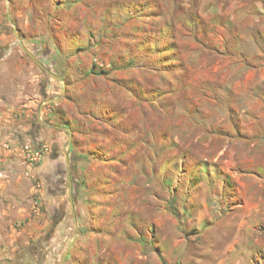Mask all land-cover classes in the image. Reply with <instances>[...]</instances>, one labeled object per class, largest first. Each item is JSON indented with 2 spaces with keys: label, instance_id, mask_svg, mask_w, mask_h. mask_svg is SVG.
<instances>
[{
  "label": "rangeland",
  "instance_id": "374dc122",
  "mask_svg": "<svg viewBox=\"0 0 264 264\" xmlns=\"http://www.w3.org/2000/svg\"><path fill=\"white\" fill-rule=\"evenodd\" d=\"M261 2L0 0V264H247Z\"/></svg>",
  "mask_w": 264,
  "mask_h": 264
},
{
  "label": "crops",
  "instance_id": "0c3cea01",
  "mask_svg": "<svg viewBox=\"0 0 264 264\" xmlns=\"http://www.w3.org/2000/svg\"><path fill=\"white\" fill-rule=\"evenodd\" d=\"M261 7V8H260ZM262 10H264V2L260 3V6L258 7ZM261 12H259L260 14ZM258 18L260 19H264V14L259 16ZM259 35V34H258ZM252 39L254 38V36L251 37ZM258 39V38H257ZM58 160V158H53L51 160V162H56ZM50 163L47 162H43L41 163L39 166L36 167V172L37 173H41L43 168L45 166H48ZM5 181H0V202L2 204H4L6 202V205L3 206L4 208L2 209V214H6L5 216H9L13 211V206H12V202L11 200H13L11 193H4L3 195V189H4V185H5ZM3 188V189H2ZM4 216V215H3ZM48 224V221H45L43 224H37L36 225V230L40 231L42 229H44ZM243 228L245 229V232H248L250 234V237H253V240H250V247L252 249V253H251V258H249L247 264H264V254L260 253V248L264 247V235L259 236L261 233V229L259 228V226L250 224L249 226L244 225ZM264 249V248H263ZM255 253V255L253 256V254Z\"/></svg>",
  "mask_w": 264,
  "mask_h": 264
},
{
  "label": "built area",
  "instance_id": "2783aa9c",
  "mask_svg": "<svg viewBox=\"0 0 264 264\" xmlns=\"http://www.w3.org/2000/svg\"><path fill=\"white\" fill-rule=\"evenodd\" d=\"M45 148V147H44ZM42 149L39 148H33L31 144H25L22 147V153H23V159L26 164V168L29 171L34 169L35 165L40 161L42 158ZM27 172V174H28Z\"/></svg>",
  "mask_w": 264,
  "mask_h": 264
},
{
  "label": "trees",
  "instance_id": "16d2710c",
  "mask_svg": "<svg viewBox=\"0 0 264 264\" xmlns=\"http://www.w3.org/2000/svg\"><path fill=\"white\" fill-rule=\"evenodd\" d=\"M54 220H57L56 218Z\"/></svg>",
  "mask_w": 264,
  "mask_h": 264
},
{
  "label": "water",
  "instance_id": "95a60500",
  "mask_svg": "<svg viewBox=\"0 0 264 264\" xmlns=\"http://www.w3.org/2000/svg\"><path fill=\"white\" fill-rule=\"evenodd\" d=\"M50 100H54V99H50Z\"/></svg>",
  "mask_w": 264,
  "mask_h": 264
}]
</instances>
